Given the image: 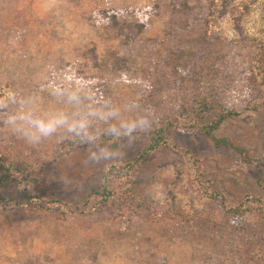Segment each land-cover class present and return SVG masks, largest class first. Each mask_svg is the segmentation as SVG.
<instances>
[{"label": "rangeland", "instance_id": "1", "mask_svg": "<svg viewBox=\"0 0 264 264\" xmlns=\"http://www.w3.org/2000/svg\"><path fill=\"white\" fill-rule=\"evenodd\" d=\"M182 2L0 0V88L34 87L55 64L111 91L100 81L126 71L151 81L155 92L146 99L159 123L161 113L215 83L238 114L214 134L254 160L181 128L135 172L138 198L121 203L131 183L117 182L106 204L90 198V189L110 165L145 148L146 134L126 146L121 162L92 165L84 146L49 141L31 148L0 128V161L11 164L0 190V264H264L257 220L246 215L234 234L220 208L199 198L198 181L200 171L227 204L264 195V105L257 95L264 89V0H187L188 14ZM65 143L72 148L54 157ZM154 182L163 185L162 200L148 194Z\"/></svg>", "mask_w": 264, "mask_h": 264}, {"label": "clouds", "instance_id": "2", "mask_svg": "<svg viewBox=\"0 0 264 264\" xmlns=\"http://www.w3.org/2000/svg\"><path fill=\"white\" fill-rule=\"evenodd\" d=\"M44 72L34 87L0 88V128L28 147L70 141L84 146L86 164H116L126 158V146L158 122L146 99L152 91L148 79L126 71L109 73L100 81L111 89L105 91L96 80L55 64ZM148 194L162 200L163 185L150 184Z\"/></svg>", "mask_w": 264, "mask_h": 264}, {"label": "trees", "instance_id": "3", "mask_svg": "<svg viewBox=\"0 0 264 264\" xmlns=\"http://www.w3.org/2000/svg\"><path fill=\"white\" fill-rule=\"evenodd\" d=\"M183 13L188 14L189 6L187 5V0L182 2ZM100 13H105L101 11ZM114 15H112L113 17ZM236 23H238L236 21ZM239 30L240 26L237 24ZM193 52V51H192ZM209 52V51H208ZM264 55V53H263ZM209 69V66H217L216 62L207 63L206 65ZM262 78L264 81V65L261 68ZM264 84V82L262 83ZM156 89V88H154ZM154 93L155 91L152 90ZM258 98L261 100V104L264 105V89L257 90ZM258 105H256L257 107ZM173 112H163L160 114L159 123H157L153 129L146 133L148 143L145 148L140 150L135 157L130 160H125L124 163L114 166L110 165L103 173L102 178L98 187L90 189L89 195L92 199H97L99 202H104L108 204L113 201L114 198V184L124 185L129 180L131 187H127L125 191V197L121 203L126 202L127 200H136L138 197L133 189L134 184V175L145 162L150 158L152 152L161 146L168 144L175 132L181 128L191 129L196 133H202L207 136L216 146H220L227 149H232L235 151L243 161L253 162V158L248 155L246 148L237 144L227 136H216L214 130L217 129L221 123L227 118L237 115L238 113L227 106H225L219 96L218 86L213 83L212 87L202 90L200 94L189 95L188 98H182L178 107L172 109ZM180 117L187 118L190 122L185 124L181 122ZM65 143L61 145L55 151V156H59L69 148H72L71 145ZM0 190L2 186L10 179V168L11 164L4 163L0 161ZM17 168V167H16ZM198 181L201 184V192L199 198L202 201H205L208 204L217 205L220 210L225 214L234 225L231 226V230L234 231V234L238 235L240 232L238 228L242 227L241 221H243L246 215H252L258 222V224L264 229V195L263 194H248L242 198L237 204H227L225 196L214 189L206 179H204L203 173L198 171ZM4 200V195L0 193V202ZM102 200V201H101ZM139 201V200H138ZM19 201H15V204H19ZM240 250H244L245 254L252 250L246 252L245 248L240 246ZM154 256L152 254L148 255V262Z\"/></svg>", "mask_w": 264, "mask_h": 264}]
</instances>
